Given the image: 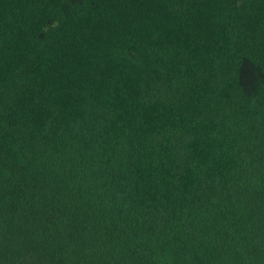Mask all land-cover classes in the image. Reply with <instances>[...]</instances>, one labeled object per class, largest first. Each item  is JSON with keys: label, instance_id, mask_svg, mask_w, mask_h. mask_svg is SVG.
<instances>
[{"label": "trees", "instance_id": "obj_1", "mask_svg": "<svg viewBox=\"0 0 264 264\" xmlns=\"http://www.w3.org/2000/svg\"><path fill=\"white\" fill-rule=\"evenodd\" d=\"M0 264H264V0H0Z\"/></svg>", "mask_w": 264, "mask_h": 264}]
</instances>
